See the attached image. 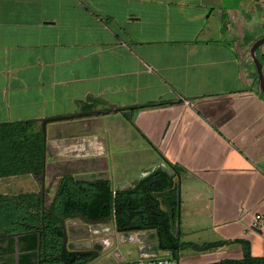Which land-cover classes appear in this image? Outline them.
Masks as SVG:
<instances>
[{
    "label": "crops",
    "instance_id": "1",
    "mask_svg": "<svg viewBox=\"0 0 264 264\" xmlns=\"http://www.w3.org/2000/svg\"><path fill=\"white\" fill-rule=\"evenodd\" d=\"M263 36L264 0H0V123L109 111L48 122L43 173L0 177V203L43 216L66 175L125 190L171 170L176 191L146 196L144 210L176 219L178 260L176 247L155 250L158 236L119 232L114 219L68 217L66 239L61 226L46 249L97 244L112 257L86 264H206L244 255L184 261L182 253L222 240L216 249L245 251L232 242L243 239L264 256V225L252 229L264 215V92L251 56ZM257 55L264 71V44ZM124 145L128 159L117 154ZM5 231L0 264L11 237L16 259L24 249L18 232L5 239Z\"/></svg>",
    "mask_w": 264,
    "mask_h": 264
},
{
    "label": "trees",
    "instance_id": "2",
    "mask_svg": "<svg viewBox=\"0 0 264 264\" xmlns=\"http://www.w3.org/2000/svg\"><path fill=\"white\" fill-rule=\"evenodd\" d=\"M45 140L42 126L36 120L0 123V177L24 173L42 174L47 154ZM172 167L180 173V167ZM169 180L170 175L157 170L135 187L114 190L108 178L79 180L72 175H66L44 217L40 213H31L26 203L13 206L0 203V227L6 228L3 236L7 239L8 232L16 231L20 234L19 243L24 245L16 259L14 237H11L9 246L3 251L9 256L3 258L1 264H17V261L18 264H82L85 257L79 260L75 256L70 261L72 256L69 253L56 254L54 249H46V245L61 237V219L80 216L85 220L95 221L114 219L117 227L135 223L138 210H144L146 196L154 199L158 196L163 200L165 193L176 191V187H170ZM39 204L37 202L36 206ZM161 212L163 217H154V225L142 228H155L159 231L162 244L167 249L176 247L173 249L174 258L178 260L179 239L174 233L176 219L167 212ZM232 242L242 243L249 250L246 240L237 239ZM226 243V240L210 242L205 247ZM206 264H264V256H253L248 252L241 259H224Z\"/></svg>",
    "mask_w": 264,
    "mask_h": 264
},
{
    "label": "water",
    "instance_id": "3",
    "mask_svg": "<svg viewBox=\"0 0 264 264\" xmlns=\"http://www.w3.org/2000/svg\"><path fill=\"white\" fill-rule=\"evenodd\" d=\"M264 44V36L259 38L258 40H256L253 45L251 46V56L255 62L256 68H257V78H258V83L259 86L261 88V90L264 92V71H263V63L260 60V58L257 55V50L259 47H261ZM104 112H109V111H103V110H93V111H88V112H83V113H76V114H70V115H61V116H55V117H49V118H44L42 121V130L44 132V136L46 138V133H47V123L51 122V121H58V120H69V119H75V118H79V117H83V116H91V115H98ZM46 146V143H45ZM165 172H167L170 175V180H169V184L170 187L174 186L175 183V177L173 176V174L171 173V170H164ZM49 191V189H48ZM47 210V206H44V211ZM43 217H44V212H43ZM79 220H84L87 221L91 224L97 225L99 222L102 221H95V220H85L82 216L78 217ZM66 219V218H65ZM65 219H61V226L63 228V238L66 239L67 237V228L65 225ZM42 224L44 225V220L42 221ZM119 232H124L125 234L129 235L130 231H135V230H149L151 231V236L155 239L156 236H158L159 238V243L158 245H154L153 248L155 250L159 248L161 249H167V246L162 244V240L160 237V232L156 231L155 232V228H150V229H144L141 226H130V227H118L117 228ZM142 239V237H138L136 240ZM132 242H135V239H133ZM175 246V245H174ZM69 254L72 256L70 258V261H73V259L75 258V256L77 257V259L81 260L83 257H85L84 260H82V264H86L88 261H93L96 258H102V256H104V258L106 260H110L109 253L106 250L102 251V248H100L99 245L94 244L93 248H91V246L88 244V249L86 250H78V251H71L69 252ZM86 255H89L88 257H86Z\"/></svg>",
    "mask_w": 264,
    "mask_h": 264
},
{
    "label": "rangeland",
    "instance_id": "4",
    "mask_svg": "<svg viewBox=\"0 0 264 264\" xmlns=\"http://www.w3.org/2000/svg\"><path fill=\"white\" fill-rule=\"evenodd\" d=\"M129 149H127V146L124 145L123 147H118L117 148V154L119 155V157H123L124 159H128L129 157ZM151 156H147L145 157V159L147 160V158H150ZM123 159V160H124ZM138 166V164H136V167ZM136 172V169L134 170ZM126 173V172H124ZM255 228H252L254 230H258L257 228L260 226H254ZM253 243V242H252ZM249 243V250H243L240 251V249H237V247L235 245H227L226 247H224L223 249H216L217 247H213L210 250H208L206 253H200L198 252V250H194L193 248H189L186 251H184L182 253L183 255V260L184 261H188V260H195V259H199V260H214V259H222L227 257L228 255H233L235 257L238 256H245L246 253L250 252L251 254L254 253H258L259 251L257 250L259 248V245L256 243ZM164 250H161L160 252H162ZM253 255V254H252ZM262 255V254H261ZM254 256V255H253Z\"/></svg>",
    "mask_w": 264,
    "mask_h": 264
},
{
    "label": "flooded vegetation",
    "instance_id": "5",
    "mask_svg": "<svg viewBox=\"0 0 264 264\" xmlns=\"http://www.w3.org/2000/svg\"><path fill=\"white\" fill-rule=\"evenodd\" d=\"M157 170L151 172L150 174H148V176H151L152 174H154ZM161 172H164L166 174H168L167 172L160 170ZM169 175V174H168ZM139 184V183H138ZM138 184L134 185L133 187L137 186ZM155 208V206H154ZM163 213L156 209H149L148 211H145L143 209H139L138 213L136 214L137 216V221H135V223L132 224H128L124 227H130V226H141V227H149L155 224V219L154 217H163L162 216ZM164 220H161V222H163ZM118 228V227H117Z\"/></svg>",
    "mask_w": 264,
    "mask_h": 264
},
{
    "label": "built area",
    "instance_id": "6",
    "mask_svg": "<svg viewBox=\"0 0 264 264\" xmlns=\"http://www.w3.org/2000/svg\"><path fill=\"white\" fill-rule=\"evenodd\" d=\"M254 225L255 226L264 225V215L256 214L255 219H254ZM139 264H170V260L167 258L151 259V260L140 262Z\"/></svg>",
    "mask_w": 264,
    "mask_h": 264
}]
</instances>
